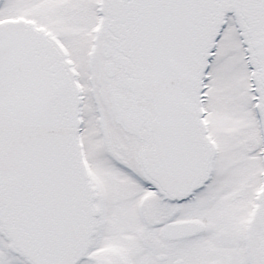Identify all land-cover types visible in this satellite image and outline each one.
I'll list each match as a JSON object with an SVG mask.
<instances>
[{
  "label": "snow or ice",
  "instance_id": "snow-or-ice-1",
  "mask_svg": "<svg viewBox=\"0 0 264 264\" xmlns=\"http://www.w3.org/2000/svg\"><path fill=\"white\" fill-rule=\"evenodd\" d=\"M0 264H264V0H0Z\"/></svg>",
  "mask_w": 264,
  "mask_h": 264
}]
</instances>
